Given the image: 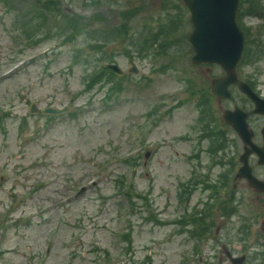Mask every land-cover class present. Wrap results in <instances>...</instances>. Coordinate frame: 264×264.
Listing matches in <instances>:
<instances>
[{"label": "rangeland", "instance_id": "rangeland-1", "mask_svg": "<svg viewBox=\"0 0 264 264\" xmlns=\"http://www.w3.org/2000/svg\"><path fill=\"white\" fill-rule=\"evenodd\" d=\"M237 21V75L264 95V0H241ZM191 28L183 0H0V264H199L188 231L225 206L187 204L209 195L240 201L237 241L264 264V192L184 185L222 72L192 61Z\"/></svg>", "mask_w": 264, "mask_h": 264}, {"label": "flooded vegetation", "instance_id": "flooded-vegetation-1", "mask_svg": "<svg viewBox=\"0 0 264 264\" xmlns=\"http://www.w3.org/2000/svg\"><path fill=\"white\" fill-rule=\"evenodd\" d=\"M223 74L224 71L215 77L222 76ZM239 80L246 79L237 76L235 82L229 85L230 94L228 96H219L211 90L210 92L216 98L214 119L204 122L201 118L198 122H192L190 126L192 130L197 128L199 134L195 140L197 143L193 147L190 146L192 150L188 149L184 151L191 170L190 180L192 183H184L188 191H194L198 187L202 190L208 188L210 190L218 188L224 190L227 189L228 182L231 185L230 188L235 190L239 184H237L236 180L239 178L245 180L249 188H253L259 193L262 191L251 185L248 178L240 176L239 173L240 168L245 165L248 171L264 180V163L259 161V155L255 149L264 144V113L254 111V102L246 93L240 90L238 86ZM246 81L258 94L264 96L248 80ZM234 88H237V96L234 95ZM197 90L203 92L205 88L200 87ZM203 100H205V97L201 95L198 99L200 105L203 103ZM235 108H239V110L233 115L231 111ZM206 127L209 128L207 131ZM207 137L212 138L208 146V152L211 153L208 167L211 170L200 173L198 171L199 168L204 166L206 158H208V156H202L206 150V147L203 150L202 143ZM172 148L174 149L173 152L179 154L174 145H172ZM244 154H246V157L242 158ZM212 169H215L216 172L213 173ZM246 169H242V171L246 173ZM188 195L190 196L191 194L189 193ZM209 196L208 200H190V202L188 200L187 204L186 216L190 212L189 208H191L192 213H200L202 215L205 208L211 213L212 211H219L223 205L225 206L223 211H219L220 219L217 218V221L212 219H204L203 221L196 219L193 222L195 224L196 222L199 223V230L197 229V225H195L193 227L195 231H188L190 232V238L198 240V243L194 244L196 248L198 247L199 252L205 255L199 256V264H253L254 258L251 257V253L253 252L249 250L247 244L237 241V235L241 231H238L232 225L236 206L240 201L233 197L227 200H219L216 197L214 198L215 195ZM210 206L211 208H209ZM202 207L203 209L200 210ZM186 220L188 223L191 222V216L186 217ZM212 222L216 226L214 230H210L207 225V223Z\"/></svg>", "mask_w": 264, "mask_h": 264}, {"label": "water", "instance_id": "water-1", "mask_svg": "<svg viewBox=\"0 0 264 264\" xmlns=\"http://www.w3.org/2000/svg\"><path fill=\"white\" fill-rule=\"evenodd\" d=\"M184 1L190 11L192 23V29L188 35L193 48L192 60L221 65L226 73L222 77L213 79L212 89L219 96H228L230 92L227 85L236 79L235 66L244 47V31L235 19L239 0ZM109 66L120 71L116 63H110ZM238 86L253 100L254 111L264 113V97L256 93L246 81L240 80ZM32 107L34 108L33 104ZM60 110L52 106L45 108L48 112ZM238 110L239 108H235L231 113L234 115ZM255 149L259 155V161L264 163V144ZM245 157L246 154L242 156V158ZM242 169H246L245 165L239 170L240 176L247 177L249 183L255 188L264 190V181L255 177L251 171L246 169L247 172L244 173Z\"/></svg>", "mask_w": 264, "mask_h": 264}, {"label": "trees", "instance_id": "trees-1", "mask_svg": "<svg viewBox=\"0 0 264 264\" xmlns=\"http://www.w3.org/2000/svg\"><path fill=\"white\" fill-rule=\"evenodd\" d=\"M242 2H243V0H242ZM240 6H241V1H240ZM240 6H239V7H240ZM242 10H244L243 7H242V9H241V12H242ZM76 19H78V16L76 17ZM246 47H247V46H246ZM246 47H245V49H246ZM244 55H245V53H243L242 58L244 57ZM126 159H127V158H126Z\"/></svg>", "mask_w": 264, "mask_h": 264}]
</instances>
